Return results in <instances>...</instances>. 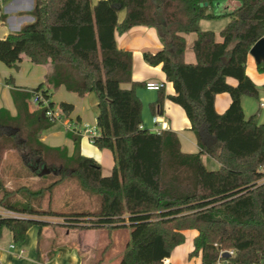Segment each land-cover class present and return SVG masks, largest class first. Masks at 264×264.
Instances as JSON below:
<instances>
[{"label":"trees","instance_id":"trees-1","mask_svg":"<svg viewBox=\"0 0 264 264\" xmlns=\"http://www.w3.org/2000/svg\"><path fill=\"white\" fill-rule=\"evenodd\" d=\"M7 1V0H3ZM224 0H34V20L18 32L0 38V61L18 68L23 56L34 64L49 60L53 72L35 88L15 85L14 76L5 79L12 86L17 113L0 108V207L20 216L0 214V239L5 229L15 243L26 239L30 227L41 230L55 225L43 217H61L57 224L66 229L130 228L129 241L119 264H170L172 250L186 241L187 229L193 239L190 258L212 264L220 249H234L235 263L264 261V123L257 115L246 117L242 97H258L256 83L246 72L251 47L264 37V0H235L239 5L224 13L209 7ZM207 2V6L201 3ZM126 16L119 22L118 14ZM230 17L221 29L222 41L213 30H202L200 20ZM156 28L163 48L144 52L150 65H161L175 93L169 95L180 105L197 137L200 150L184 152L178 135L171 129L152 131L142 126V101L137 88L145 83L132 78L133 55L118 47L116 32L133 26ZM196 33L195 63L185 61L184 33ZM264 72V60L257 63ZM228 78L237 80L233 85ZM123 84H130L124 87ZM64 85L83 97L98 98L97 134L90 141L112 152L110 175L102 165L81 151V133L66 129L74 143L52 147L42 139L54 124L46 116L53 90ZM151 104L155 113L163 110L164 91ZM230 93L228 108L219 113L215 97ZM41 97L31 110L34 95ZM48 101V106L44 105ZM65 119L74 105H57ZM201 132L215 138L207 145ZM32 168L47 166L60 177L38 190L23 185L8 188L2 178L7 153ZM209 154L220 166L209 169L202 160ZM66 176L78 179L83 189L100 198L98 209L63 213L43 206V198ZM28 193L26 205L9 201V196ZM0 264H2L0 262Z\"/></svg>","mask_w":264,"mask_h":264},{"label":"crops","instance_id":"crops-1","mask_svg":"<svg viewBox=\"0 0 264 264\" xmlns=\"http://www.w3.org/2000/svg\"><path fill=\"white\" fill-rule=\"evenodd\" d=\"M99 0H93L97 3ZM239 5L235 0H224L218 2L215 7H209L208 12L215 10L224 13ZM34 7V0H7L0 3V38H5L10 33L18 32L25 24L31 23L34 16L31 11ZM126 16V11L122 10L118 14L119 22H122ZM226 20L218 24H210L214 19L204 18L200 20L202 30H213L216 34V39L222 41L220 31L229 21L230 17H225ZM220 19V18H217ZM186 40L185 61L195 63L196 55L193 49L196 40V33H184ZM116 41L119 48L129 50L133 55L132 78L134 81L146 83L149 81L161 82L164 84V101L162 113H159L157 108L154 113L151 104L158 100L160 91L150 90L145 86L138 87L136 92L142 101V126L152 131L160 129H171L179 137L181 149L184 152H198L200 146L196 133L190 129L191 123L184 109L172 102L169 95L175 93L173 83L166 79V74L162 70L161 65H150L145 61L144 52L146 50L156 51L163 48L164 44L158 35V32L153 26L138 25L133 26L124 32H116ZM246 65V72L251 79L256 83L259 94L258 97L244 95L242 97V107L245 116L248 118L253 114L257 115L258 123H264V72L260 71L254 57L250 54ZM54 64L51 60L44 64H34L28 57L23 56V59L18 64V68H11L0 61V108H6L12 115H16L17 109L12 97V86L6 84L5 79L13 75L15 85L24 89L35 88L38 84L45 82L47 77L53 72ZM228 82L236 85L237 80L228 78ZM127 88L130 84H127ZM86 96V95H85ZM88 96V95H87ZM78 94L68 91L64 85L53 90V102L66 101L74 105L71 119H80L83 125L81 115L78 113L77 104L80 101ZM84 98V96H83ZM231 102L230 93H219L215 97V108L219 113H223ZM31 110L36 108V103L30 101ZM155 118L157 122L155 121ZM56 122H54L55 124ZM52 124V126L54 125ZM96 125V124H95ZM94 125V126H95ZM52 126L50 128H52ZM66 131V127L63 123ZM43 131L42 141L52 147L65 145L68 153L74 151V143L72 139L64 137H56L55 131ZM203 141L207 145L213 144L214 138L201 132ZM81 151L84 155L95 158L103 168V174H109L113 169V163L110 159L113 155L110 150L99 149L90 141L87 134H82ZM91 144V145H90ZM206 159L214 162V168L220 166L219 162L209 154H203ZM114 161V160H113ZM106 162V163H105ZM107 166L105 169L104 164ZM205 163V161H204ZM58 217H43L42 219L59 223L62 220H55ZM26 239L22 243H15L12 239V233L5 229L3 237L0 239V262L2 264H119L125 247L129 241V237L117 236L108 241L105 234V229H57L55 227H44L41 230L37 225L30 227L27 232ZM186 235V243L176 246L168 259L167 263L177 264L176 257L173 251L179 247H185V255L193 250V239L198 234L195 229H187L184 231ZM188 240V242H187ZM117 253H120L114 260ZM114 260V261H113Z\"/></svg>","mask_w":264,"mask_h":264},{"label":"rangeland","instance_id":"rangeland-1","mask_svg":"<svg viewBox=\"0 0 264 264\" xmlns=\"http://www.w3.org/2000/svg\"><path fill=\"white\" fill-rule=\"evenodd\" d=\"M227 18L221 17L220 19H214L210 21V24H220L223 20ZM224 27V26H223ZM124 87L127 84H123ZM88 95V96H87ZM86 96L79 97L80 101L78 102V113L81 115L82 120L84 121V125H88L93 127L96 124V116L98 114V98L95 93H89ZM59 105V102L55 104ZM49 131H55L56 137H64L67 139L66 131L63 126L62 120H57L56 123L49 129ZM91 145V144H90ZM206 166L209 169H215L213 164L214 162L211 160L203 158ZM113 159L111 157L110 163H113ZM106 163V162H105ZM104 164V163H103ZM107 169V166L104 164L103 166ZM43 168V167H42ZM37 172V175L31 173L32 168L23 163L19 157H16L14 151H9L7 153V159L3 163L2 167V178L7 184L6 186L10 189H16L20 186H27L31 190H38L42 187L49 186L52 182L56 181L60 175L56 173V171H51L50 173L40 175V171ZM111 174V173H110ZM109 175V174H104ZM28 193H21L15 196H9L7 199L11 202L17 203L18 205H26L28 201ZM43 206L47 207L48 205L53 209L63 213H75V212H89L98 209L100 205V198L97 193L83 189L80 186L79 181L74 176H66L65 179L53 187L51 193H47L43 198ZM63 218L58 217L55 220H62ZM47 227V226H46ZM57 229L65 227L55 223L53 226ZM71 229V228H70ZM106 238L111 240L112 238H117V236L129 237L130 228H104ZM188 242V240H187ZM186 243V242H185ZM179 247L173 251V254L176 257L177 264H201V257L194 256L190 258L191 255L184 254L185 247ZM192 249L190 250V252ZM120 253H117L112 256V259H116ZM117 256V257H116ZM113 260V261H114Z\"/></svg>","mask_w":264,"mask_h":264},{"label":"built area","instance_id":"built-area-1","mask_svg":"<svg viewBox=\"0 0 264 264\" xmlns=\"http://www.w3.org/2000/svg\"><path fill=\"white\" fill-rule=\"evenodd\" d=\"M3 0H0V3ZM145 87L147 89L152 90H160L162 87H164V84L161 82H155V81H149L145 83ZM41 97H38L36 94L33 96L32 101L34 103L38 102V100ZM44 105L48 106L50 104H48L47 100H44ZM46 116L50 117V119L54 120L55 122L57 120H62L66 129L74 131V132H79L82 134H87L89 135V137L91 138V136H94L97 134V128L96 125L93 127H90L88 125H82L81 123H77V121L75 120H69V119H65L63 117V115L61 114L59 108L57 106L54 107H49L48 110L46 111ZM155 121L157 122L156 118ZM0 214L3 216H20L19 213L14 212L12 210H8L5 208L0 207ZM227 253L229 254V257L224 256V254ZM236 251L234 249H220L219 251V257H217V259L215 260V262H213L212 264H243V263H235L233 260V257L235 256ZM249 264H264V261H260L259 262H253V263H249Z\"/></svg>","mask_w":264,"mask_h":264},{"label":"water","instance_id":"water-1","mask_svg":"<svg viewBox=\"0 0 264 264\" xmlns=\"http://www.w3.org/2000/svg\"><path fill=\"white\" fill-rule=\"evenodd\" d=\"M208 3L204 2L201 3V6H207ZM250 54L254 57L256 63H260L264 60V37L259 39L250 49ZM215 141V138H214ZM51 169L47 166H43L42 170L40 171V175H44L50 173ZM224 256L229 257V254L225 253Z\"/></svg>","mask_w":264,"mask_h":264}]
</instances>
